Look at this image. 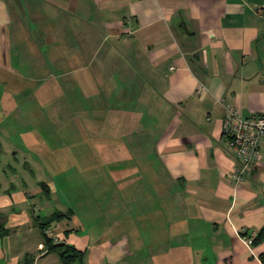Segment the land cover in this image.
Masks as SVG:
<instances>
[{"label": "crops", "instance_id": "0c3cea01", "mask_svg": "<svg viewBox=\"0 0 264 264\" xmlns=\"http://www.w3.org/2000/svg\"><path fill=\"white\" fill-rule=\"evenodd\" d=\"M263 5L0 0V264H61L46 250L45 230L54 244L83 251V264H145L149 246L152 264H262L264 242L246 246L240 236L264 226V141L255 170L234 187L236 160L221 132L218 100L244 117L264 115V11L256 13ZM59 79L48 94V82ZM56 100L104 102V126L140 134L143 146L151 142L159 165L154 212L163 236H152L145 221L131 243L123 235L90 239L68 225L69 217L41 229L56 212L68 214L53 203L58 189L42 167L44 154L34 153L39 143L32 142L39 117L34 103L38 109ZM92 107L82 112L95 127L98 105ZM46 108L42 116H53ZM120 148L121 159L144 164L128 146ZM165 243L172 249L160 250ZM166 253L170 263L160 262Z\"/></svg>", "mask_w": 264, "mask_h": 264}, {"label": "rangeland", "instance_id": "374dc122", "mask_svg": "<svg viewBox=\"0 0 264 264\" xmlns=\"http://www.w3.org/2000/svg\"><path fill=\"white\" fill-rule=\"evenodd\" d=\"M57 82L55 80L48 82L46 85L49 89L48 94L52 89L60 87V79ZM56 101H49L46 104L49 110H52L50 114L53 116H42L41 110H47L46 106L37 109L34 103L33 110L39 111V117L33 118L32 142L39 143L38 147L40 146L34 148L35 155L44 154L42 158L45 163L42 167L58 189L52 198L53 203H59L62 212H68L64 216L70 218L71 224L68 225L90 239L105 235L114 239V236L123 235L129 238L131 243L136 227L142 226L140 222L143 224L145 221L146 228L153 226L152 236H163L161 229L156 226L159 221L158 215L154 212L155 206L159 205V199L153 196L156 195L153 191L157 190L156 176H159V165L153 158L151 142H148L150 146H143L140 134L129 135L124 133L125 130L123 133L119 132L121 127H111L109 123L104 126L101 123L107 119L103 116L106 111L104 102ZM95 104L98 105L96 111L98 118L97 125L92 127L89 126L91 117L85 118L82 110L90 109L92 112L91 110L95 109L92 106ZM77 111L81 112L80 117L76 116ZM117 120L123 123L126 117H117ZM122 144L128 146L131 156L134 158L139 156L144 164H137L139 160L130 162L121 159ZM141 150L143 156L139 153ZM162 200L166 203L163 205L167 210L169 197L165 193ZM63 222H60L62 226ZM55 224L56 222L51 224L53 229L56 227ZM130 247L135 253L136 246L133 242ZM148 248V251L152 250L150 246ZM170 249L172 246H168L167 243L160 248L166 251ZM148 251L141 261L145 260V264H152L149 257L152 251L150 253ZM159 258L160 262L170 263L168 253L162 254ZM138 259L136 254L131 262L137 263ZM171 264L184 262L183 259L178 261L174 259Z\"/></svg>", "mask_w": 264, "mask_h": 264}, {"label": "built area", "instance_id": "2783aa9c", "mask_svg": "<svg viewBox=\"0 0 264 264\" xmlns=\"http://www.w3.org/2000/svg\"><path fill=\"white\" fill-rule=\"evenodd\" d=\"M263 11L264 5L256 9L258 14ZM218 101L224 108L221 132L227 138L228 148L236 160L230 179L234 187H237L252 174L260 161V148L264 141V115L244 117L237 106L225 104L223 99ZM44 235L56 242L51 231L45 230ZM254 235L255 232H251V236H240V239L246 246H250Z\"/></svg>", "mask_w": 264, "mask_h": 264}, {"label": "trees", "instance_id": "16d2710c", "mask_svg": "<svg viewBox=\"0 0 264 264\" xmlns=\"http://www.w3.org/2000/svg\"><path fill=\"white\" fill-rule=\"evenodd\" d=\"M42 188L46 190V186L44 184H41ZM65 214L56 212L54 216L51 218V220L42 223L40 225L42 230H45V228L54 221V219H62ZM242 236H251V232L245 233ZM46 237V236H45ZM46 250L47 251H53L58 255V258L61 262V264H83V258H84V252L77 250L72 245L66 244V243H59L54 244L53 241L49 238L44 239ZM264 242V226H262L259 230L255 232V235L253 236L251 240V246L256 247ZM258 259L262 264H264V252L260 253L258 255Z\"/></svg>", "mask_w": 264, "mask_h": 264}]
</instances>
